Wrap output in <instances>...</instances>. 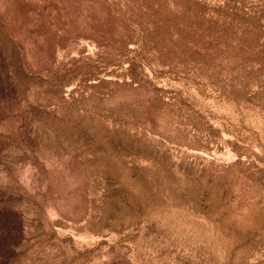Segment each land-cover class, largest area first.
I'll use <instances>...</instances> for the list:
<instances>
[{"label":"rangeland","instance_id":"1","mask_svg":"<svg viewBox=\"0 0 264 264\" xmlns=\"http://www.w3.org/2000/svg\"><path fill=\"white\" fill-rule=\"evenodd\" d=\"M7 38L6 264H264V0H0Z\"/></svg>","mask_w":264,"mask_h":264},{"label":"trees","instance_id":"2","mask_svg":"<svg viewBox=\"0 0 264 264\" xmlns=\"http://www.w3.org/2000/svg\"><path fill=\"white\" fill-rule=\"evenodd\" d=\"M13 45L14 43L10 38L0 40V101L21 87L23 61L19 58ZM9 50L13 52L10 60L4 55ZM2 193L4 192L0 194V264H6L9 258L8 253H12L9 251L12 246V235L14 236L16 232H22V228L17 229L22 215L15 207H7Z\"/></svg>","mask_w":264,"mask_h":264}]
</instances>
